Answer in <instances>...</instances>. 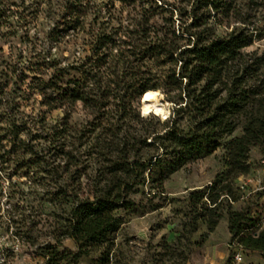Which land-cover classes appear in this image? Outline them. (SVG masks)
Here are the masks:
<instances>
[{
  "label": "trees",
  "instance_id": "obj_1",
  "mask_svg": "<svg viewBox=\"0 0 264 264\" xmlns=\"http://www.w3.org/2000/svg\"><path fill=\"white\" fill-rule=\"evenodd\" d=\"M121 1L134 9L141 6L143 17L128 25L109 27L104 21L92 28L89 53L75 63L48 56L39 63L0 72L1 167L18 178L15 183L28 184L30 194L39 197L51 185L54 197L70 203L58 236L41 243L28 232L27 242L37 246L43 264H62L66 254L72 253L65 239L75 241L78 253L99 251L98 264H111L123 224L118 211L145 215L164 207L170 177L222 145L223 129L207 115L219 99L237 110L228 131L241 127L245 137L264 144V116L255 112L257 106L264 114V54L243 52L254 37L247 21L238 16L239 0ZM90 5V0H66L64 9L56 12L50 39L63 44L70 31L84 29ZM157 10L170 14L165 18L171 22L169 27L150 24ZM4 17L6 9H0V21ZM232 18L244 25L234 24L220 34L217 27ZM174 38L188 43L181 46ZM164 87L178 88L172 115L164 120L153 113L142 116L144 92ZM32 100L49 110L61 108L63 118L49 125L45 115L24 113V103L31 106ZM79 104L87 110L88 120L76 128L70 119ZM85 155L98 164L95 172H71L69 166L83 164ZM58 157L64 164L57 163ZM83 177L90 182L89 197H81L71 183ZM144 185L148 191L138 197ZM202 194L191 192L189 221L183 224L184 229L190 225L188 234H179L174 244L165 241V252L184 244L188 260L192 246L205 242L211 231L194 242L191 234L198 231L199 221L209 211L218 218L225 216L224 211L218 212L213 196L204 200ZM256 226L258 221L251 220L249 228Z\"/></svg>",
  "mask_w": 264,
  "mask_h": 264
},
{
  "label": "rangeland",
  "instance_id": "obj_2",
  "mask_svg": "<svg viewBox=\"0 0 264 264\" xmlns=\"http://www.w3.org/2000/svg\"><path fill=\"white\" fill-rule=\"evenodd\" d=\"M178 1L157 0L159 4H178ZM65 2L0 0V9H6V17L0 21V72L11 66L21 68L36 64L48 56L60 58L65 64L75 63L80 56L89 53L93 41L92 28L102 26L100 23L104 21L109 27L128 25L143 17L141 6L134 9L121 0H90L84 29L70 31L64 39L65 44L57 45L50 39V31L55 25L56 12L64 9ZM145 6L149 8L150 5ZM238 8V16L247 21L249 33L254 37L253 44L243 52L264 54V0H239ZM169 15L157 10L150 24H157L159 28L169 27L171 22L165 19ZM96 16L98 21L94 20ZM179 18L176 13V27L180 24ZM237 20L223 21L217 27L218 32L224 34L234 24H243ZM174 39L181 46L188 43L184 39ZM64 48L68 50L63 51ZM72 74H76L75 71ZM175 101L173 94L163 100L170 105L169 116L175 108ZM31 103V106L24 103L23 112L41 117L45 115L43 117L49 125L57 124L64 116L61 108L49 110L34 100ZM236 111L219 99L207 113L223 129V143L212 154L188 162L170 177L166 183L168 199L164 207L145 215L127 209L118 211L123 224L117 233L111 264H236L237 253L243 256L242 264L264 258V144L245 137L241 127L232 133L228 131V124L237 117ZM255 112L264 116L257 106ZM87 120L84 106L79 104L72 109V126L83 127ZM30 157H25L26 162ZM58 158L57 163L64 164L61 157ZM83 161V164L69 166L71 172L80 169L83 173L93 174L98 164L87 155L83 156ZM1 166L0 162V264H43L45 260L37 255V246L27 242L28 232L38 236L41 243L58 236L62 217L70 203L54 197L55 187L51 185L50 191L42 194L41 190L39 197L30 194L28 184L15 183L18 178L10 176ZM27 179L24 177L22 180ZM71 183L79 188L81 197L90 196L89 179L83 177L75 182L72 179ZM144 190L147 192V187L140 186L136 195L141 197ZM195 190L203 192L204 200L213 196L219 203L218 212L224 211L225 216L218 218L214 211L206 213L204 220L199 221L198 231L191 237L194 242H199L202 234L211 229L209 237L205 242L194 244L189 259L185 260L184 244H177L167 252L164 244L165 241L174 244L179 234H188L190 225L184 229L183 224L189 221L190 195ZM235 196L239 199L234 200ZM251 220H257L258 226L249 228ZM64 243L72 253L66 254L62 264H98L99 251L82 254L78 253L77 244L72 239H65Z\"/></svg>",
  "mask_w": 264,
  "mask_h": 264
},
{
  "label": "clouds",
  "instance_id": "obj_3",
  "mask_svg": "<svg viewBox=\"0 0 264 264\" xmlns=\"http://www.w3.org/2000/svg\"><path fill=\"white\" fill-rule=\"evenodd\" d=\"M160 94L158 92L148 91L141 98V115L144 117L149 116V114L154 113L156 116L166 119L168 115V109L170 105L167 103L160 104L157 97ZM147 101H154L153 103H145Z\"/></svg>",
  "mask_w": 264,
  "mask_h": 264
},
{
  "label": "bare ground",
  "instance_id": "obj_4",
  "mask_svg": "<svg viewBox=\"0 0 264 264\" xmlns=\"http://www.w3.org/2000/svg\"><path fill=\"white\" fill-rule=\"evenodd\" d=\"M148 91H153V92H158L160 95L157 97V100L159 101V103L160 104H165L164 102H163V100H164V98L166 97V95L164 94V93H162V91L160 90V89H157V90H148ZM147 91V92H148ZM171 92H172V94H175L176 92H178V88H173L172 90H171ZM154 101H150L149 103H153ZM170 110L168 109V115H167V118L169 117V115H170ZM154 114V113H153ZM166 118V119H167Z\"/></svg>",
  "mask_w": 264,
  "mask_h": 264
},
{
  "label": "water",
  "instance_id": "obj_5",
  "mask_svg": "<svg viewBox=\"0 0 264 264\" xmlns=\"http://www.w3.org/2000/svg\"><path fill=\"white\" fill-rule=\"evenodd\" d=\"M173 88H161L160 90L162 91V93H164L166 96H167V94H172V92H171V90H172ZM147 92V91H146ZM146 92H144V94L146 93ZM144 94L142 95V97L144 96ZM141 97V98H142ZM140 102H141V100H140ZM150 101H147V102H145V103H149Z\"/></svg>",
  "mask_w": 264,
  "mask_h": 264
},
{
  "label": "built area",
  "instance_id": "obj_6",
  "mask_svg": "<svg viewBox=\"0 0 264 264\" xmlns=\"http://www.w3.org/2000/svg\"><path fill=\"white\" fill-rule=\"evenodd\" d=\"M242 261H243V256L241 255V253H237L234 262L236 264H241Z\"/></svg>",
  "mask_w": 264,
  "mask_h": 264
},
{
  "label": "crops",
  "instance_id": "obj_7",
  "mask_svg": "<svg viewBox=\"0 0 264 264\" xmlns=\"http://www.w3.org/2000/svg\"><path fill=\"white\" fill-rule=\"evenodd\" d=\"M250 263L264 264V258L261 257V260H259V261L250 260L249 262H245V264H250Z\"/></svg>",
  "mask_w": 264,
  "mask_h": 264
}]
</instances>
